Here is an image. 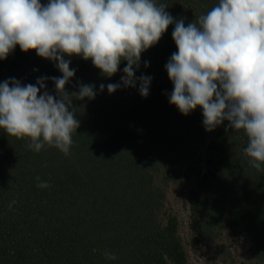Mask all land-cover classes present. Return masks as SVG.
I'll use <instances>...</instances> for the list:
<instances>
[{"label": "trees", "instance_id": "16d2710c", "mask_svg": "<svg viewBox=\"0 0 264 264\" xmlns=\"http://www.w3.org/2000/svg\"><path fill=\"white\" fill-rule=\"evenodd\" d=\"M158 2L187 25L198 23L218 0ZM173 28L141 54L136 76L152 77L147 97L138 86L100 91L101 83L120 82L127 61L107 77L91 60L65 57L76 69L65 90L78 92L84 83L97 93L94 99L73 96L80 126L69 154L48 144L36 152L28 148V138L0 129V264H187L177 215L162 211L164 194L154 182L159 172L169 178L165 167H181L179 161L191 160L203 147L206 170L185 171L195 177L189 204L196 230L212 247L228 226L230 234L249 242L254 263L264 264V168L248 163L242 129L224 121L206 131L200 107L183 115L169 103L173 84L165 64L177 51ZM61 75L55 62L19 45L0 60V82L16 78L35 84L39 77L52 82ZM41 181L49 187H38ZM105 252L116 258L107 259Z\"/></svg>", "mask_w": 264, "mask_h": 264}, {"label": "clouds", "instance_id": "9594fccd", "mask_svg": "<svg viewBox=\"0 0 264 264\" xmlns=\"http://www.w3.org/2000/svg\"><path fill=\"white\" fill-rule=\"evenodd\" d=\"M167 7L158 0H0V60L19 45L55 62L62 73L51 78L55 95L46 88V76L35 84L16 78L0 82V129L28 138V148L36 152L48 144L69 154L72 134L80 126L73 96L94 99L97 93L94 85L84 83L78 92L65 90L76 72L65 57L91 60L107 77L127 61L120 82L101 83L100 91L106 87L111 94L122 86H138L147 97L152 77L136 76L141 54L174 25L177 51L165 64L173 84L169 103L183 115L200 107L206 131L224 121L242 129L248 163L264 168V0H218L198 23L187 25ZM149 64L144 61L145 67ZM37 186L49 187L43 181ZM105 257L116 258L110 252Z\"/></svg>", "mask_w": 264, "mask_h": 264}, {"label": "rangeland", "instance_id": "374dc122", "mask_svg": "<svg viewBox=\"0 0 264 264\" xmlns=\"http://www.w3.org/2000/svg\"><path fill=\"white\" fill-rule=\"evenodd\" d=\"M49 78L46 81V88L55 95V84L53 80L50 82ZM50 84L52 86L48 87L47 85ZM204 152L203 147L196 152L193 160L179 161L181 167H165L164 169L170 174L167 179L161 177L165 172L157 174L159 179L154 184L155 187L162 189L164 194L162 211H169L177 215L179 220L178 232L188 255L187 264H255L252 256L253 249L248 241H242L243 238L240 233L237 235L233 233L232 235L226 226L221 230V237L215 240V245L212 244V247H207L204 237L196 230L198 225L192 222L189 196L196 184L194 174L190 175L189 173L186 176L185 171H188V167L197 168L198 166L200 171L204 172L207 168ZM170 168H172L171 171H169ZM195 239H199V242L197 243ZM226 250L231 252L230 256L223 253Z\"/></svg>", "mask_w": 264, "mask_h": 264}]
</instances>
